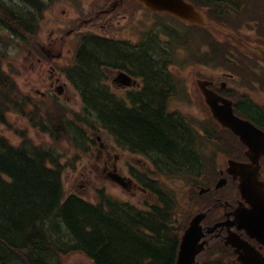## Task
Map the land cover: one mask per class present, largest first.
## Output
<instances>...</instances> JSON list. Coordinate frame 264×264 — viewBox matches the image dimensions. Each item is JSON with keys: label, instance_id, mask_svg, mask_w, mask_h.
I'll return each instance as SVG.
<instances>
[{"label": "trees", "instance_id": "16d2710c", "mask_svg": "<svg viewBox=\"0 0 264 264\" xmlns=\"http://www.w3.org/2000/svg\"><path fill=\"white\" fill-rule=\"evenodd\" d=\"M18 1L20 5L0 0V28L9 34L0 41L1 123H5L10 106L24 112L27 104L22 98L23 102L18 100L16 83L3 70L7 49L16 38L25 43L33 38L36 21L44 8L39 0ZM192 1L206 4L205 0ZM83 43L82 64L78 63L69 75L83 96L84 113L75 115L73 121L56 115L57 109L48 111L46 117L55 118L51 121L52 128L43 125V131L55 141L67 137L83 149L85 132L73 124L86 129L103 125L122 140H129L139 152L145 147L154 152L163 160L168 173L175 171L176 176L194 171L199 157L190 151L192 134L170 112V97L160 94L159 89L164 85L167 91L168 86L166 80L156 76L157 64L146 68L154 85L151 91L143 98L132 97L131 108L116 107L99 68L104 59L110 63L120 56L103 44V39ZM98 59L100 65L96 64ZM136 62L140 70L145 69L143 59L137 57ZM120 104L124 106L123 102ZM28 116L31 122L36 119L32 114ZM59 158L55 149L33 146L27 139L13 147L0 136V264H60L76 252L95 264H176L184 227L176 221L179 215L176 195L165 184L161 185L163 189L150 188L158 201L147 212L109 199L94 205L66 195Z\"/></svg>", "mask_w": 264, "mask_h": 264}, {"label": "rangeland", "instance_id": "374dc122", "mask_svg": "<svg viewBox=\"0 0 264 264\" xmlns=\"http://www.w3.org/2000/svg\"><path fill=\"white\" fill-rule=\"evenodd\" d=\"M12 4L20 5L18 0H7ZM47 3V7L42 13L39 21V27L37 30V38H40L42 45L47 49L50 48L49 44L53 47H59L58 52L62 49L64 59V65H69V58L75 46L73 44L74 35L76 32H72L70 35H66L67 31H70L75 27L77 19L81 18L82 15L91 16L96 10L105 6L107 0H44ZM20 7V6H19ZM18 9L20 10V8ZM92 12V13H91ZM91 13V15H90ZM125 14L128 16L125 21L120 20L119 24L115 25V29L111 30L108 25L106 27L103 23L96 25H84L79 30V33H87L93 31L100 35H106L110 38L125 39L131 38L137 40L140 36L138 30L141 22L144 20V12L136 10L132 5L125 6ZM149 16V13H148ZM163 19L166 16L161 14L155 16L154 19ZM172 23L177 25L179 22L175 19H169ZM156 20L149 19L146 23L148 24V31L154 28ZM167 24V23H166ZM130 31V26H133ZM160 28V34L162 41L167 45L168 41H171V25L167 24L166 33ZM157 32V30H155ZM144 32V31H143ZM53 33H55L53 35ZM134 33V34H133ZM0 41L5 38V35L9 34L6 31L0 29ZM56 36H62L55 38ZM57 39V42H51L52 39ZM66 38V39H65ZM199 40V39H198ZM63 43V45H62ZM34 37L25 43L21 38L14 39L7 49V61L5 63L4 72L7 73L11 78L14 79L17 89V98L19 101L25 100L24 112L20 109L10 106L9 110L5 113V123L0 122V136L5 138L10 145L17 147L22 143L24 139L29 140L33 146H41L44 148L55 149L60 156V164L63 167V183L64 189L67 195H78L86 201L91 203H97L99 192L112 199L132 202L135 205H141L142 202L152 200V196L147 193H141L136 190L134 194L127 191L122 187H117L114 184H110L106 180L105 173H103V162L106 159L107 153L111 152L112 162H117V166L120 172L126 174L129 170H133L137 173L147 172V167L150 169V164L147 163L145 156L132 154L127 150L121 148L113 135L109 134L107 130L96 125L91 129H86L80 124H73L83 129L86 136V144L83 145V149L76 147L75 143L69 140L67 137H62L59 141H55L50 133L44 132L43 125L50 126L52 128V119L49 120L46 115L48 111H54L57 109L56 115H63L65 119H71L74 121L75 115H81L84 113L85 106L83 109V103L80 98L79 92L67 81L66 75L61 69L52 71L45 61L38 63L36 56H31L30 51L34 47ZM195 44L198 42H192L193 49L196 47ZM3 47V44L0 45ZM185 46L179 48V56L175 58V65L171 71L173 77L167 75L169 85L174 84L177 86V91L174 92L172 97L169 99V109L172 112L181 114L184 117L188 129L191 131L196 130L198 134L206 137V129L214 127L215 122L209 117V112L206 110V106L202 102L201 93L197 89L196 78L199 76H206L209 74L220 75L225 69L219 65L211 66L208 65L203 59L206 50H200V56H197V49L194 53L197 57H191L188 50H184ZM176 55V52H175ZM39 56H41L39 54ZM198 58L200 61H196ZM62 61V60H61ZM142 61V60H141ZM210 63V61H209ZM253 63L252 65H254ZM257 64V63H256ZM133 75L134 73H129ZM56 75L59 82L55 86L66 85V90L61 92L59 96L57 93L54 94L52 99H46L39 95V92L50 91V82L54 81L51 76ZM103 84L111 85L110 93L112 95V103L116 107H125L122 104L119 97H123L125 94L123 90H120L114 83H112L114 76L110 73H103ZM133 78L137 79V76L133 75ZM138 80V79H137ZM139 81V80H138ZM148 85H151V81ZM53 90H55L53 88ZM23 100H22V99ZM30 102V104H29ZM38 104V106H37ZM264 110V105H260ZM39 107V108H38ZM35 108L38 111L34 112ZM34 112V113H33ZM25 113V114H24ZM40 113L44 116H40ZM29 114L35 116L36 119L30 120ZM62 116V117H63ZM96 118V117H95ZM91 120V119H90ZM91 122V121H90ZM39 123V127L38 126ZM34 125V126H33ZM218 127V126H216ZM214 130L212 129V132ZM100 138V140H98ZM85 140V139H84ZM203 146V151L206 155L213 156L215 161L222 162V154L215 152H209V145L204 138L200 140ZM104 147V148H103ZM99 151H102L101 158L98 160ZM55 152V151H53ZM117 156V158H116ZM111 161H109V164ZM163 183L168 186L175 198L179 200L181 206L187 209L189 213L197 210L200 205L192 203V199L195 198L196 192L194 188H191L187 183V180L180 178L169 179L160 178ZM83 256L80 254H71L64 258L62 264H70L73 261H81ZM52 261V260H51Z\"/></svg>", "mask_w": 264, "mask_h": 264}, {"label": "flooded vegetation", "instance_id": "af4514ba", "mask_svg": "<svg viewBox=\"0 0 264 264\" xmlns=\"http://www.w3.org/2000/svg\"><path fill=\"white\" fill-rule=\"evenodd\" d=\"M230 3L236 5L245 4L244 0H231ZM123 6L124 0H107V8L95 11L89 18L92 19L91 25H96L102 20L104 25L102 26L103 28L108 25L110 29H112L122 18L121 8ZM243 10L246 23L237 24L235 27L227 23L228 27L236 31L238 30L239 38L236 40L239 43H237L236 48L239 46L238 53L240 55L242 54V59H233V62L236 63L235 67H230L218 76L211 73L202 77L208 82L207 87L210 90L219 98L227 100V103L231 104L230 106H232L237 118L242 122L248 123H244V125L241 126V130L245 132L243 140L235 136L229 130H225L226 134L220 132L219 134L213 135L212 127L205 128L206 138H209L207 143L209 141H211V144L215 141L226 142L225 153L222 154L223 160L222 162H217V165L220 177H224L227 180L226 186L219 191L216 190L214 196V204L217 202H224V205L219 206L221 204L219 203L218 207L215 208L217 209L216 212L213 213V210L207 215L205 223L206 226L212 227L216 224L226 222L224 227H219L212 234L208 235V237L212 238L211 241L213 243L220 242L225 244L228 235H237L251 244L255 250L264 257V236L260 240V238L250 235L251 224L245 212L251 211V203L245 199L246 197L242 195L239 188L240 183L264 184V110L260 106L264 105V58L260 57L258 53L251 48L252 45L264 47V7L260 12H257L260 17H257L256 20L251 23L247 20L250 10ZM54 34L55 33H53V35ZM55 38L63 40L62 36H56ZM51 42H57V39L53 38ZM38 46L40 52H43L45 57L39 56L40 53L38 51L32 50L30 52L31 56L37 57L38 63L45 61L53 70L62 69L64 63V59H62V49L58 52L59 47H53L52 44H49V49H47V46L44 47L42 43H39ZM142 59L145 61V58L142 57ZM253 63L255 64L252 65ZM223 68L226 69V67ZM51 79L55 80L50 82L49 88L61 90L55 86V84L59 82L56 75L51 76ZM115 85L120 90L127 89L119 83ZM206 110L209 112V117L212 119L213 116L211 111L209 108H206ZM216 126L220 127L217 121L214 127L216 128ZM223 134L227 136V140ZM129 152L132 153V148ZM101 155L102 151H99L98 160L101 158ZM111 157V152H108L103 162L104 168L102 171L105 173L106 178L110 177L109 175L114 171L121 174L117 162H112ZM146 160L148 164L155 167L156 163L152 161V157L149 156ZM229 160L237 162L240 165V170L233 172V174L228 173L227 168L229 166ZM109 161H111L110 164ZM134 180L131 182V188H138L139 186ZM203 207H205V205ZM240 212L242 214L238 217ZM257 227L264 229V226ZM232 258L234 260V257Z\"/></svg>", "mask_w": 264, "mask_h": 264}, {"label": "water", "instance_id": "95a60500", "mask_svg": "<svg viewBox=\"0 0 264 264\" xmlns=\"http://www.w3.org/2000/svg\"><path fill=\"white\" fill-rule=\"evenodd\" d=\"M144 4L148 9L153 11H167L170 13L175 14L176 16L189 21L190 23L199 24V25H206V18L203 13L196 10L194 6L190 3H187L184 0H137ZM260 53L264 55L261 51ZM121 81L129 85L131 79L127 76L122 75ZM205 94L206 102L209 104L211 109L213 110L214 117L225 127L232 129L236 134L239 132L237 131V126L233 122V118L235 119L232 110H226L225 107H220L217 105L214 97L209 94V92L203 91ZM239 135V134H238ZM235 166V165H233ZM236 167V166H235ZM112 180L120 183L123 186L126 184L123 182L124 179L118 176H112ZM220 184H224L222 181ZM245 189L246 197L249 199L248 191L246 185H243ZM250 201V200H249ZM253 206V210L249 213V222L252 223L256 228L252 227V229H257V231L252 230L253 233H261L264 229L258 228L257 226H264V211H262V206L251 202ZM205 214L197 215L190 223V226L185 231L182 242L180 245L179 256L177 260V264H199L197 261V257L202 254L205 250V246L208 244V241L201 242V239L206 235L204 232L201 222ZM259 229V230H258ZM207 232H211L209 229ZM235 248L236 252L240 253L241 250L245 248H249L247 244L234 241H229ZM229 244V243H228ZM74 264H83V263H74ZM253 264V263H250ZM256 264H262L257 262Z\"/></svg>", "mask_w": 264, "mask_h": 264}]
</instances>
